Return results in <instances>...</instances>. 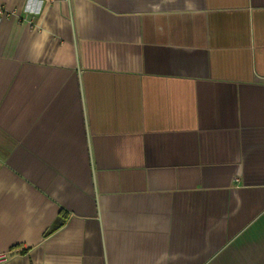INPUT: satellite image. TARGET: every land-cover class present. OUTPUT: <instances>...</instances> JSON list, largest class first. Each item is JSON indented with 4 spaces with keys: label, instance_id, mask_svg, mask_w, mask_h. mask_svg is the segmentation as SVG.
Instances as JSON below:
<instances>
[{
    "label": "crops",
    "instance_id": "obj_1",
    "mask_svg": "<svg viewBox=\"0 0 264 264\" xmlns=\"http://www.w3.org/2000/svg\"><path fill=\"white\" fill-rule=\"evenodd\" d=\"M0 264H264V0H0Z\"/></svg>",
    "mask_w": 264,
    "mask_h": 264
},
{
    "label": "built area",
    "instance_id": "obj_2",
    "mask_svg": "<svg viewBox=\"0 0 264 264\" xmlns=\"http://www.w3.org/2000/svg\"><path fill=\"white\" fill-rule=\"evenodd\" d=\"M2 260H3V259H2V258H0V263L2 262Z\"/></svg>",
    "mask_w": 264,
    "mask_h": 264
}]
</instances>
